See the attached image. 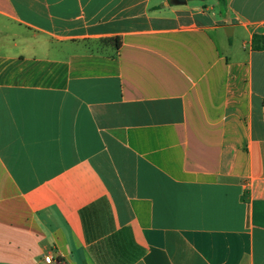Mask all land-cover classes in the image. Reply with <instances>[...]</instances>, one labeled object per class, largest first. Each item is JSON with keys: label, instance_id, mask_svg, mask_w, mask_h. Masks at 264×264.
<instances>
[{"label": "crops", "instance_id": "1", "mask_svg": "<svg viewBox=\"0 0 264 264\" xmlns=\"http://www.w3.org/2000/svg\"><path fill=\"white\" fill-rule=\"evenodd\" d=\"M254 35L264 0H0V264H264Z\"/></svg>", "mask_w": 264, "mask_h": 264}, {"label": "trees", "instance_id": "2", "mask_svg": "<svg viewBox=\"0 0 264 264\" xmlns=\"http://www.w3.org/2000/svg\"><path fill=\"white\" fill-rule=\"evenodd\" d=\"M216 1H218L221 8H225L227 0H216ZM118 45H120L119 42H118ZM253 48L256 50L264 49V37L263 36L254 35ZM263 105H264V101H263Z\"/></svg>", "mask_w": 264, "mask_h": 264}, {"label": "built area", "instance_id": "3", "mask_svg": "<svg viewBox=\"0 0 264 264\" xmlns=\"http://www.w3.org/2000/svg\"><path fill=\"white\" fill-rule=\"evenodd\" d=\"M44 261L46 264H57L58 262H56V260L54 259V257L52 255H48L44 258Z\"/></svg>", "mask_w": 264, "mask_h": 264}, {"label": "water", "instance_id": "4", "mask_svg": "<svg viewBox=\"0 0 264 264\" xmlns=\"http://www.w3.org/2000/svg\"><path fill=\"white\" fill-rule=\"evenodd\" d=\"M177 4H185L187 1H203V0H176Z\"/></svg>", "mask_w": 264, "mask_h": 264}]
</instances>
